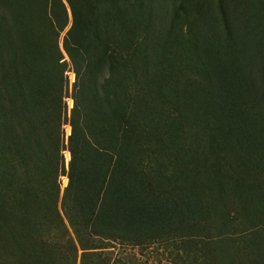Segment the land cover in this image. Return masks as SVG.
<instances>
[{"label":"trees","instance_id":"16d2710c","mask_svg":"<svg viewBox=\"0 0 264 264\" xmlns=\"http://www.w3.org/2000/svg\"><path fill=\"white\" fill-rule=\"evenodd\" d=\"M64 1L71 25L61 50L74 79L68 118L62 103L65 64L56 40L60 1L40 0L38 9L32 4L22 16L23 0H0V264H75L76 247L79 264H105L94 254L100 248L91 237L130 247L170 237L177 262L189 257L195 263L198 254L204 264H220L206 249L212 245L210 213L223 205L243 214L247 206L251 218L264 201L258 176L248 184L230 172L219 181L223 163L238 158L264 177V12L252 8V0H215V7L212 0H168L173 8L158 45L150 37L153 0H110L123 7L124 28H145L138 54V46L129 52L120 38L109 37L103 11L96 8L101 0H80L83 19L72 0ZM187 8L197 15L182 39L170 29ZM170 51L189 70L177 90L157 67ZM139 67L144 86L160 80L159 100H169L177 112L164 115L155 133L176 155L178 168L169 181L160 170L153 176L138 172L125 156L136 144L126 136L131 127L126 83L138 81ZM184 122L213 137L200 142L204 148L196 141L202 156L178 153L174 135H182ZM64 123L70 131L67 186L57 209ZM252 264H264V250Z\"/></svg>","mask_w":264,"mask_h":264},{"label":"rangeland","instance_id":"374dc122","mask_svg":"<svg viewBox=\"0 0 264 264\" xmlns=\"http://www.w3.org/2000/svg\"><path fill=\"white\" fill-rule=\"evenodd\" d=\"M61 7H58L56 11L57 22L60 23L59 31L57 34V48L59 50V56L62 59L60 62L65 64V80H66V93L62 99V103L65 108V117L68 118L69 110L72 107V102L70 99L71 95V85L73 83V74L69 66V62L61 50V42L67 33L71 25V13L64 0H59ZM100 1V0H99ZM117 1V0H115ZM252 0L250 5L254 8L253 4L260 11L264 12V0ZM40 0H23L20 4L23 5L21 9V15L25 14L26 8L33 4V8L38 9ZM72 6L76 15L83 19L84 16V7L80 0H72ZM97 4V9L103 11V23L107 26L109 31V37L120 38L125 44L124 50H129V52H134L138 46V54L140 51V45L145 35V28L142 24H138V29L130 30L127 25L124 28L125 22V13L124 9L120 4H114L112 1L106 3ZM168 0H153L155 7V17L151 31L150 37L151 42L154 44H160L164 33L167 29L168 22L167 19L172 11V3ZM212 4L215 7L216 1L212 0ZM47 9V6L44 9ZM39 13V12H38ZM181 15H177L175 19L172 20V27L170 33L176 36V31L182 36V39L188 37V24L192 21L193 18H196L197 11L196 9H185L180 12ZM43 17L35 18L41 20ZM126 23V22H125ZM127 28L130 31H127ZM180 35L177 37L180 38ZM181 50L183 46H180ZM184 53V52H182ZM158 60V59H157ZM182 60L180 56L173 57V53L164 55V62L158 60V66L160 74L167 77L166 83L172 85L174 89L177 90V87L181 86V80L189 77V70L185 67L184 63H180ZM143 67L138 68V81L134 82V79H129L126 83L129 101L127 103L128 109V123L131 124V127L126 128V136L131 137L129 142L133 145L135 141L136 144L131 146L130 151H128L125 156L129 164H132L138 172L147 173L150 176H153V172L160 170V177L162 175L164 181H169L172 168L174 167L176 161L174 151L171 146L166 144H161V141L155 136L156 126L162 125L164 117H172L176 115V111L172 108V104L169 100H164L162 104L159 100L155 86L162 84V82L155 81L153 84H150L149 88H146L141 78V73ZM174 72L177 74L175 78L173 76ZM262 84H264V78H262ZM163 107V108H160ZM174 112V113H173ZM165 115V116H164ZM172 119V118H170ZM60 138H62V150L60 151L61 156V167L58 170V176L56 179L57 186V209H59L60 199L63 194L64 189L67 186V163L69 161V155L66 150V137L69 135V126L67 123H64L60 127ZM182 133V132H181ZM178 134V133H177ZM175 136L177 141V147H179L178 153L183 155L188 153H193L192 157L196 158V155L202 156L205 152L196 150V141L198 140V146L204 148L205 145L200 144L202 141L207 142L206 139L209 138L210 134L203 135L198 130L192 126L186 125L184 122L183 133L182 135L178 134ZM213 138L212 136H210ZM169 139H172L171 135L165 139L168 142ZM172 142V141H171ZM191 144H194L191 146ZM121 152L125 153V149ZM243 152V150H242ZM123 154V153H121ZM196 154V155H194ZM264 158V156H263ZM186 164V155L182 158ZM223 169L220 172L219 181L222 176H227L230 172L233 175L237 176L240 174L242 177L241 180H244L248 184L254 179V181L259 180L260 182L264 181L261 173L254 168L248 169L246 163H243L239 158L235 161H228L223 163ZM178 167H174L176 169ZM230 173V174H231ZM264 173V168L262 170ZM224 177L222 179H224ZM247 177V178H245ZM262 180V181H261ZM219 192V190H218ZM258 213H255L254 216L250 218L246 212L247 206L243 208L241 213H236L233 210L229 209L227 206L220 205L210 213L208 219V231L209 237H211V244L209 247H206L207 251L212 252V257L214 260H219L220 264H252L257 263L262 257L264 250V201L260 202L258 205ZM59 215L61 217L64 228L69 233V237L74 242L73 236L69 230V226L63 217L61 210ZM246 213V214H245ZM248 217V218H246ZM92 245L96 248L94 254H100L101 258L104 259L105 264H204L203 260L200 259L199 255H196V262H191L188 258H184L181 261L177 262L175 259L174 243L170 240V237L156 239L150 238L148 242H145L144 245H139L138 247H130L124 243L118 241L106 240L100 237H91ZM142 241V240H138ZM76 247V244H74ZM80 250L76 247L75 253V264L80 262ZM190 256V253L188 254Z\"/></svg>","mask_w":264,"mask_h":264}]
</instances>
